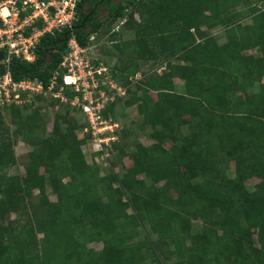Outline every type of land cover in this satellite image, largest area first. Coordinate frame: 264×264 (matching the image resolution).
<instances>
[{
	"label": "trees",
	"instance_id": "1",
	"mask_svg": "<svg viewBox=\"0 0 264 264\" xmlns=\"http://www.w3.org/2000/svg\"><path fill=\"white\" fill-rule=\"evenodd\" d=\"M102 1L79 0L78 18L72 28L44 36L34 62L12 60L10 70L14 80L39 79L47 86L63 60L72 33L82 45H87L89 36L104 27L105 21L95 15L93 20L84 21L87 10L95 9ZM104 1L110 10L108 26L125 16L129 4L142 10L148 5L143 11V15L148 13L143 23L134 20L133 11L124 26L134 30L132 42L141 55L151 57L150 42L159 44L162 55L174 52L176 43L191 42L200 61L201 74L192 75L197 67L170 64L169 71L147 82L149 97H139L136 101H130L128 95L124 98L126 103L133 102L153 123L162 124L155 133L158 142L154 144L162 149L159 157L162 161H153L154 169L143 157L149 156L143 153H150L152 149L144 146L134 155L136 165L121 180L123 188L110 186L104 192L106 200L90 199L91 183L100 180L91 175L89 187L71 196L65 190L60 191L58 201L50 203L49 216L37 224L30 223L29 228L22 225L18 236L11 233V226L1 228L0 224V264H143L147 257L155 264H165L164 261L173 258H176L173 264L186 261L189 264H264V10L254 7L253 23L242 24L237 22L238 13L230 11L244 0H139L137 3L123 0L118 4ZM206 10L211 11L210 16L205 14ZM209 19L211 25L227 24L226 44L219 46L212 39L195 44L191 29ZM88 23L92 24L91 30L87 29ZM111 37L120 49L121 31L113 30ZM254 48L261 51V56L243 53ZM3 57L4 52H0V59ZM121 65L119 61L115 65V76L129 86V75L137 74L138 67L127 65L121 69ZM3 70L4 65L0 64V71ZM119 70L128 76L126 81L120 79ZM175 76L185 79V93L175 91ZM255 82L262 83L260 89L249 92V86ZM153 91L157 99L151 94ZM150 101L156 107L147 112ZM110 111L115 114V105ZM188 119L193 129L183 135L181 127L188 124ZM55 125L60 126V118ZM84 125L82 121L81 127ZM167 138L179 144L163 148ZM80 141L84 143L85 139ZM60 150L64 152L65 146ZM78 151L79 158L72 153L65 161L57 158L50 173L62 179L64 175H74L72 169L79 167L84 159L81 150ZM4 153L0 149V158ZM35 160L41 163L33 160L29 164L23 183L22 177L13 183L4 174L0 186L11 182L17 190L25 184L30 188L41 187L43 176L38 167L48 162L47 153L40 152ZM9 161L0 163L7 166ZM231 161L235 163L233 178L224 171ZM142 172L165 184L143 194L137 192V186L144 181L137 180L135 175ZM73 177L77 180L83 174ZM252 177L260 178L253 191L245 186V180ZM124 190L131 195V202L122 199ZM171 190L176 192V197L171 195ZM5 203L6 206H0V218L5 215L4 208L14 205L7 200ZM130 207L134 209L132 214L127 212ZM199 216L204 219L203 230L193 237L194 243L189 246L186 237L191 219ZM142 221H147L160 239H170L173 248L163 249L151 241L142 252L141 244L133 241L139 235ZM254 228L258 233L257 245L253 240ZM3 231L9 232L8 235H3ZM39 233L43 234L42 239L38 238ZM91 242H102V249L89 248Z\"/></svg>",
	"mask_w": 264,
	"mask_h": 264
},
{
	"label": "rangeland",
	"instance_id": "2",
	"mask_svg": "<svg viewBox=\"0 0 264 264\" xmlns=\"http://www.w3.org/2000/svg\"><path fill=\"white\" fill-rule=\"evenodd\" d=\"M113 1L117 3L123 0ZM132 1L139 2V0ZM146 6L144 10L148 8V5ZM254 7L264 10V0H244L230 12L238 13L237 22L251 24L253 23V15L256 12L253 10ZM144 10L139 7L135 8L134 5L129 4L125 11V16L120 17L113 26L105 25L97 35L96 40L99 45L96 48V54L103 61L111 64L113 68H115L118 61L122 63L121 69L123 67L127 68L125 67L127 65L130 67L136 65L138 67V73L129 75L130 79L127 80L129 85L128 90L130 89V92H128L130 101H134V99L136 101L139 97H149V90L147 91L146 87L147 82L151 78L161 76L164 72L169 71L171 69L169 67L170 64L174 66L185 64L192 66V68L194 67V69L197 67L194 72L192 70V75L201 74L200 61L196 51L192 50V46H190L191 42L176 43L177 47L173 49L174 52L171 51L168 55H162L159 44L156 41L150 42L149 46L153 48L151 57L145 58L141 55L137 45L132 42L135 37L134 30L124 26L126 19H128L133 11L135 12L134 20L143 23L146 20L145 17L148 15L147 12H144L143 15ZM205 14L210 16L211 11L206 10ZM107 15V10L101 11V18H105ZM113 27L121 31L119 39L120 49H117L116 43L112 42ZM227 28V24L220 22L211 25V20L209 19L206 23L192 28L191 32L196 39L195 44L204 43L206 40L212 39L217 45L222 46L228 42ZM121 49L122 54H120ZM190 50L192 51L191 53ZM243 53L252 54L256 57L261 56V51L258 48L245 50ZM119 74H121L120 79L126 81V77H128L126 73H122V70H119ZM174 83L176 92H186L187 86L184 78L175 76ZM262 83L264 84V77ZM262 83L255 82L249 86L248 91H258ZM19 94L20 97L9 101H0V149H2V153L6 152L0 158V162L1 160L6 162L10 159L7 166H3L0 163V182H4L1 178L5 174L13 183L22 177L21 182L23 183L29 164L33 160L35 163H41L35 160V156L40 155V152L45 151L49 160L45 165L38 167L40 174L43 176V180L40 182L41 187L30 188V186L25 184L22 185V189L17 190L14 189L11 182L0 186V206H6L5 200L14 204L12 208L9 206L3 209L5 215L0 218L1 228L3 226H11V233L15 236L19 235L22 225H26V228H29L30 223L37 224L38 220L42 222L44 218L48 217L51 213L50 203L58 201L60 191L63 192L65 190L71 196V194L82 188L89 187L91 175L100 180L97 182L93 181V184L91 183L93 189H91L89 194L90 199L98 200L101 198L106 200L104 192L110 186H113V188H123L121 180H124L126 178L125 175L133 169L131 167L136 165L134 155L142 147L144 148L145 146L149 150L152 149L150 153H143L145 155L149 154V156H146L149 159L143 156L145 163L149 167L154 169L153 161H162L159 158L162 149L154 147V144L158 142L155 133L160 130L162 124L153 123L146 114L140 112L133 102L126 103L127 99H122L116 107L114 118L120 124V140L117 143L118 147H116V144L113 145L109 157L106 158L101 155L96 156V153L92 152L91 145L86 144V140L84 143H81L80 140L83 135L82 120L73 109H70V106L68 108L66 104H63V102L51 95H34L30 91ZM151 94L157 99L156 92L153 91ZM147 107V112L154 110L156 107L155 102L150 101ZM59 118L60 126L56 127L55 122ZM188 120V124L186 123L181 127L183 135L189 134L193 129L191 119ZM165 142V146H162L163 148H170V146L179 144V141H174V144L168 138ZM62 146L66 148L64 152L60 150ZM79 149L84 159L80 161L79 167L76 166L75 169H72V173L75 176H79L81 173L83 174L82 178L79 177L76 180L73 177L74 175L69 174L64 175L62 179L61 176L50 173V169L54 170L57 158L62 157L65 161V157L71 153L72 155H77L79 158ZM223 156L221 157L223 158ZM224 171L230 178L235 177L234 161L226 165ZM17 177L18 179H16ZM135 178L144 181L143 185H138L136 188L137 192H141V194L149 189L159 188L165 184V181H157L153 176L144 172L135 175ZM197 181L198 179L195 180V182ZM258 182H260V178L252 177L245 180V186L248 190L253 191ZM61 184H65V187L61 186ZM170 193L173 197L177 196L174 190H171ZM122 199L125 202H131V195L124 190ZM127 212L128 214H132L134 212L133 207L128 208ZM203 223V216L191 219L190 233L186 237V243L189 246H192L194 243L193 237L202 232ZM138 229L139 235L133 241L141 244L140 250L142 252H145L146 247L151 241L163 249L173 248L170 239H160L157 234L151 231L147 221H142ZM8 233L6 234V231H3V235L7 236ZM257 234V229L254 228L253 240L255 245H257ZM38 238L42 239L43 234L39 233ZM88 247L99 251L102 249L103 243L91 242L88 243ZM175 259L173 258L164 262L165 264H173ZM143 264L155 263H153L150 257H147ZM185 264H189V261H186Z\"/></svg>",
	"mask_w": 264,
	"mask_h": 264
},
{
	"label": "built area",
	"instance_id": "3",
	"mask_svg": "<svg viewBox=\"0 0 264 264\" xmlns=\"http://www.w3.org/2000/svg\"><path fill=\"white\" fill-rule=\"evenodd\" d=\"M79 0H0V101L20 97L19 93L51 95L68 104L84 122L82 139L96 156L108 158L120 140V124L110 107H117L128 95V86L115 76L111 64L96 54L97 35L82 45L75 33L58 69L46 86L39 79L15 81L10 70L14 59L34 62L42 38L72 28L78 18ZM72 31V30H71ZM97 158V157H96Z\"/></svg>",
	"mask_w": 264,
	"mask_h": 264
},
{
	"label": "flooded vegetation",
	"instance_id": "4",
	"mask_svg": "<svg viewBox=\"0 0 264 264\" xmlns=\"http://www.w3.org/2000/svg\"><path fill=\"white\" fill-rule=\"evenodd\" d=\"M111 2H112V4H116V2H114L113 0ZM120 2H122V1H120ZM120 2H117V4L120 3ZM86 6L90 8V4H87ZM103 10H107L108 11V15L105 18H101V11H103ZM96 12H97V15L95 14ZM94 15H95V17L97 19H100L102 21H105L104 26L107 25V24H109V22H108L107 19L110 16V10H109V7H108L107 3L104 0L102 2H100L98 4V6L95 7V9L94 8H91L90 10H87V15L84 18V21L91 19L92 16H94ZM91 20H93V19H91ZM91 28H92V24L91 23H88L87 29L88 30H91ZM113 30H116L115 27H114ZM95 33H98L99 34L100 32H95Z\"/></svg>",
	"mask_w": 264,
	"mask_h": 264
}]
</instances>
